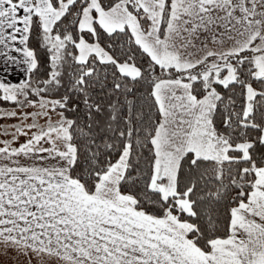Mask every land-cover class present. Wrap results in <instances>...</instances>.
Returning a JSON list of instances; mask_svg holds the SVG:
<instances>
[{
    "label": "snow or ice",
    "instance_id": "6c2138e0",
    "mask_svg": "<svg viewBox=\"0 0 264 264\" xmlns=\"http://www.w3.org/2000/svg\"><path fill=\"white\" fill-rule=\"evenodd\" d=\"M0 120V264H264V0H0Z\"/></svg>",
    "mask_w": 264,
    "mask_h": 264
},
{
    "label": "trees",
    "instance_id": "16d2710c",
    "mask_svg": "<svg viewBox=\"0 0 264 264\" xmlns=\"http://www.w3.org/2000/svg\"><path fill=\"white\" fill-rule=\"evenodd\" d=\"M128 99L133 102L137 111H142L143 113L149 112V106L152 104V100L147 97L143 90H138L135 96L129 95ZM151 111L154 112L155 109H151Z\"/></svg>",
    "mask_w": 264,
    "mask_h": 264
},
{
    "label": "crops",
    "instance_id": "0c3cea01",
    "mask_svg": "<svg viewBox=\"0 0 264 264\" xmlns=\"http://www.w3.org/2000/svg\"><path fill=\"white\" fill-rule=\"evenodd\" d=\"M12 123H14V121L12 120H4V121H0V124H8L11 125ZM7 137H0V139H6Z\"/></svg>",
    "mask_w": 264,
    "mask_h": 264
},
{
    "label": "rangeland",
    "instance_id": "374dc122",
    "mask_svg": "<svg viewBox=\"0 0 264 264\" xmlns=\"http://www.w3.org/2000/svg\"><path fill=\"white\" fill-rule=\"evenodd\" d=\"M0 121H4V120H0Z\"/></svg>",
    "mask_w": 264,
    "mask_h": 264
}]
</instances>
